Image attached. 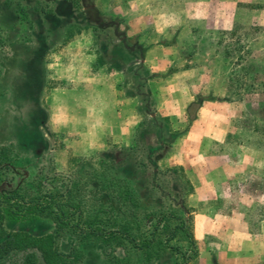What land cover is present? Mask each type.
Listing matches in <instances>:
<instances>
[{"label": "rangeland", "instance_id": "rangeland-1", "mask_svg": "<svg viewBox=\"0 0 264 264\" xmlns=\"http://www.w3.org/2000/svg\"><path fill=\"white\" fill-rule=\"evenodd\" d=\"M3 1L0 0V33L5 46L0 47V145L3 146L6 142L7 147H14L15 165L25 168L30 174H34L39 168H48L50 172H57L62 176L70 175L75 161H78L76 159H89L98 153L84 155L80 150L68 148L67 138L59 134V111L51 112V116L46 119L43 113L38 114L30 110L39 106L35 107L30 103L21 104L20 101L17 103L9 100L7 86L15 81L17 75L12 65L13 56H18L26 49H30L29 52H31L40 45L42 46L43 43L48 44L49 39L45 34V23H39L40 25L34 28L20 23L15 18L14 8L12 10L5 8ZM250 1L253 3L264 2V0ZM172 8H175L177 13L183 11V8L179 6ZM251 8L253 7H249L248 4H240L237 7L238 21L234 22L235 26H238L236 35L241 36L239 42L245 45L249 54L235 53L232 57H225L224 51L225 45L232 43L234 38L231 41L230 36H223L225 42L218 44L220 38L214 35L217 29H224L225 32L227 31L225 29H229L233 25L232 21L226 19L230 14L221 16L222 18L219 17L220 20L217 22L213 16L214 21L180 22L170 28H166L164 22L159 23L161 25L159 32L162 35L158 41L164 44H177L165 54L166 58L173 59H171L173 63L168 72H173L175 68L179 70L191 68L193 72H197L198 78L202 76V79L207 81L209 88H216V92L222 90L224 93L223 97L217 96L213 90L205 96H195L193 102L185 108L183 117L177 120L171 118L173 120L171 121L170 118L160 117L162 123L168 126L170 131V136L167 138L169 146L162 152L160 167H179L167 166L166 160L163 158L166 159L170 152L172 136L177 138L187 132L189 122L196 116L202 102H216L218 104L215 109L223 112L228 111L231 115L229 133L224 142L216 144L217 147L213 145V152L221 155L223 167L229 172L227 176H221L222 180L196 191L184 169L181 167L185 176L181 169L176 168L174 177L178 182L186 189L189 187L193 189L192 193L186 196L183 207L179 203L185 196L169 190L168 196L162 195L160 199H155L152 196L145 199L141 197L143 201L138 208L131 207V203L128 201L121 211L133 233L140 231L145 235H149L152 229L153 223L148 224L147 220L148 214L153 211L162 210L165 213H175L185 219L189 218L190 233L195 242V250L187 252V255L193 257L187 264H264V88L262 87V83H264V33L254 34L250 30V28L258 26L264 32V10H252ZM101 13L96 10L90 14L92 19H100L101 26H110L106 27L110 29H97V61L99 63L102 61L98 45L100 42H104L105 48L111 51L106 61L111 72L114 73L115 71L112 70H115L116 62L112 60L113 53L119 47L118 38L124 36L128 30V23L123 17L113 15L111 12ZM116 24L120 25L117 27ZM114 27L117 29L115 30ZM42 29L44 35L38 33ZM194 29L201 33L196 34V38L189 39ZM153 30L152 27H147V32L151 35ZM144 36L143 38H126L125 44L128 46L143 45L149 50L151 49L149 38L146 34ZM237 55H240L243 60L241 64L233 65ZM127 59V64L130 66V63L136 62V55H129ZM42 60L53 63L55 56L46 55ZM250 64H254L255 71L253 73L248 72L247 67ZM147 69L150 74H154L156 77L164 73L155 72L149 65H147ZM122 71L125 72V69ZM40 72L43 76L45 75V78L47 77L44 65ZM166 75L168 74L165 72L163 77ZM130 76L128 75L129 79L123 82L124 90L133 87L134 80ZM48 78L50 82L47 86H51V88L59 90V87L72 86L67 81H59V70L48 71ZM233 79H238L246 85L238 95L234 94V89L237 90L239 86L233 83ZM250 85L253 90L250 89ZM48 90L47 87L43 88L39 96L41 98L39 103L43 107H47ZM5 93L8 98H5ZM57 93L59 92L48 99L51 109L52 104L59 102ZM152 115L151 117H153ZM42 120L44 125L41 123ZM149 130L148 134L142 136L143 142L150 147H157V130L154 126ZM92 168L94 165H80L78 172ZM95 168L99 169L98 166ZM185 180H187V184ZM95 188L94 184H90L83 192L87 210L85 214L90 217L94 215L96 209L94 199L98 198ZM98 203L108 210L109 203L106 202L105 197L101 198ZM6 227L9 232L23 230L38 237L50 235L54 231V224L47 219H36L26 223L10 221ZM185 238V234L180 233V240L172 241L170 244L185 253L187 250ZM75 243L76 239L67 234L59 240V248L62 252L67 253ZM151 248L148 255L134 256L130 254L127 257L122 250H118L114 255L121 260L118 264H180L182 262L179 255L164 249L158 245L157 241ZM79 249L84 255L83 262L79 264H112L110 261L111 250L102 244L83 245Z\"/></svg>", "mask_w": 264, "mask_h": 264}, {"label": "trees", "instance_id": "trees-1", "mask_svg": "<svg viewBox=\"0 0 264 264\" xmlns=\"http://www.w3.org/2000/svg\"><path fill=\"white\" fill-rule=\"evenodd\" d=\"M86 1L80 0V2ZM3 5L7 9L14 8L15 18L20 23L33 28L40 25L44 16L52 13L50 6L43 0H5ZM237 30L238 26H235L231 31L214 33L220 38L218 44L225 42L223 36H230L231 41L234 38L232 43L225 45V57H232L235 53L249 54L245 45L240 44L241 36L236 35ZM250 30L254 34L264 33L263 29L258 26ZM43 32L42 29L38 33L41 35ZM198 33L201 32L196 29L192 32L193 36ZM121 41L124 43L126 39H121ZM49 43V41L48 44L43 43L31 52H29L30 49H26L18 56H13L12 65L17 75L15 81L7 86V90L5 89L11 102L20 101L21 104L30 103L35 107L39 106L34 107V110L30 109L38 114L43 113V107L39 103L42 89L46 87L49 90L53 89L47 86L50 80L46 81L45 75L43 76L40 72L45 63L42 59L48 54L45 48ZM160 44L168 45L167 43ZM0 47H5L1 33ZM123 47L127 49V58L129 55H136V62H139L148 50V47H143V45L124 44ZM242 60L243 58L237 55L233 65L241 64ZM126 61L128 62V59ZM247 69L248 72L253 73L254 64L248 65ZM116 70L119 68L116 67ZM125 72L127 76L131 74L135 79L133 87L129 90L140 94V109L144 116L131 145H110L107 151L98 153L89 159H76L78 161H75L74 169L72 168L71 174L66 176L50 172L48 168H39L34 174H30L25 168L15 165L14 147H7L6 142L3 146L0 145V264H79L84 258L79 249L80 246L100 244L111 250V263L118 264L121 260L114 255L118 250L124 251L127 257L130 254L148 255L156 241L164 249L179 255L182 261L180 264H187L190 259H193L191 255H187V252L195 250L189 218L185 219L175 213H165L162 210L153 211L148 214L147 220L148 224L153 223L152 229L149 235H145L140 231L133 233L121 214L122 208L128 201L131 207L138 208L143 201L141 197L145 199L152 196L160 199L162 195L168 196L170 191L185 196L179 203L183 207L186 196L193 190L191 187L186 189L174 177L176 168L183 172L181 167H160L162 152L169 146L167 138L170 136V131L169 127L162 123L160 117H151L154 111L150 103L147 83L156 75L150 74L148 69L139 63L134 68L131 65L127 66ZM167 74L170 73L167 72ZM233 83L239 86L237 90L234 89L235 95H238L240 90L246 86L238 79H233ZM251 86L250 89L253 90ZM262 87L264 88V83ZM4 95L6 98V93ZM153 126L157 130V147L145 144L142 137L148 134L150 127ZM175 138L172 136L173 140ZM85 164L94 165V168L83 169L79 173L78 168ZM96 166L99 169H96ZM185 183H188L187 180ZM90 184L96 186L94 190L98 195V198L94 199L96 209L92 217L85 214L87 210L83 195L86 186ZM103 197L109 203L108 210L98 203ZM36 219L51 221L54 224L53 233L38 237L23 230L9 232L6 227L10 221L26 223ZM180 233L186 236L187 250L185 253L170 244L172 241L180 240ZM67 234L74 237L76 243L69 252L64 253L59 248V240Z\"/></svg>", "mask_w": 264, "mask_h": 264}, {"label": "crops", "instance_id": "crops-1", "mask_svg": "<svg viewBox=\"0 0 264 264\" xmlns=\"http://www.w3.org/2000/svg\"><path fill=\"white\" fill-rule=\"evenodd\" d=\"M43 1L52 11L41 19V23H45V34L50 42L45 49L47 56H55L53 63H44L46 81L50 80L48 71L59 70V81H67L72 86L50 89L46 97L47 107L41 108L46 119L51 116V112L59 111V134L67 138L68 148L80 150L84 155L105 152L111 144L131 145L144 119L140 109V94L123 89V82L129 77L122 71L128 64L127 49L123 47L125 42L121 39L143 38L145 34L148 36L151 49L145 51L139 62L130 65L132 68L137 63L146 68L149 65L155 72H164L147 83L150 103L155 109L152 116L177 120L183 117L185 108L193 102L195 96H205L217 89H210L207 81L202 76L198 78L197 72L191 68H175L163 77L173 63L172 58H166L165 54L177 44H160L158 40L162 34L159 32V23L164 22L166 28H170L180 22L214 21L213 16L217 22L219 17L230 14L226 19L232 21L233 25L225 30L231 31L236 25L234 22L238 21L237 7L240 4H248L253 7L252 10H264V2L253 3L250 0ZM176 6L183 8L182 13L175 12L172 7ZM96 10L100 13L111 12L123 17L128 23V30L118 38L119 47L113 53L112 60L116 62L115 70H112L114 73L106 61L111 51L105 48L104 42L98 45L102 61H97V29L110 28H106L109 25L100 26V19L91 18V12ZM119 25L116 24L117 27ZM148 26L154 29L152 35L147 32ZM117 27H114L115 30ZM216 32H224V29H217ZM191 38L196 36L192 34ZM131 79L135 81L133 77ZM56 92H59V102L52 104L51 109L48 99ZM215 94L223 97L224 93L218 90ZM217 104L202 102L196 116L190 120L187 132L173 140L167 158H163L167 166L182 167L196 191L215 184L223 179L221 176L229 173L223 167L221 155L213 152V145L223 143L229 133L231 118L228 111L215 109ZM41 122L45 124L43 120Z\"/></svg>", "mask_w": 264, "mask_h": 264}]
</instances>
